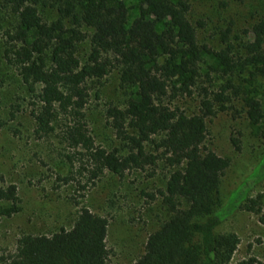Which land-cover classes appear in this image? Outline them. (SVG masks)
Instances as JSON below:
<instances>
[{
  "label": "trees",
  "instance_id": "obj_1",
  "mask_svg": "<svg viewBox=\"0 0 264 264\" xmlns=\"http://www.w3.org/2000/svg\"><path fill=\"white\" fill-rule=\"evenodd\" d=\"M220 4L226 7L228 1ZM133 8L131 18L127 0H0V9L15 19L4 32L2 58L17 71L29 96L34 138L49 137L63 115L68 122L61 139L85 151L91 179L105 171L121 176L152 169L158 160L174 168L160 192L170 216L147 236L143 254L131 264H227L238 238L219 235L217 228L239 207L264 225V195L240 199L235 193L221 206V177L230 162L204 147L205 121L226 109V93L234 90L251 134L264 137L258 99L264 96V13L244 31L252 44L230 37L228 28L220 31L215 48L199 42L190 0H136ZM44 9H52L55 18L44 19ZM84 41L89 50L81 62L78 45ZM113 70L127 98L123 108L110 107L106 114L127 149L123 154L94 146L82 113L89 98L87 82H99ZM214 75L228 78L217 92L200 85L203 77L211 82ZM235 75L237 85L231 82ZM195 90L197 112L168 105ZM146 143L153 145V153L146 151ZM263 178L264 155L244 185L252 187ZM19 200L14 184L0 185V218L10 217ZM107 226L105 217L81 207L69 228L20 236L15 252L0 255V264H111ZM254 263L262 264L248 261Z\"/></svg>",
  "mask_w": 264,
  "mask_h": 264
},
{
  "label": "rangeland",
  "instance_id": "obj_2",
  "mask_svg": "<svg viewBox=\"0 0 264 264\" xmlns=\"http://www.w3.org/2000/svg\"><path fill=\"white\" fill-rule=\"evenodd\" d=\"M190 1V19L197 27L200 43L218 48L220 31L228 28L232 29L230 37L237 36L242 43H253L244 31L263 15L264 0H247L243 4L231 0ZM222 1H228V6L222 7ZM135 4L136 0H127L131 18ZM41 13L46 20L55 18L52 9ZM14 23V17L0 9V185L14 184L20 199L10 217L0 218V255L13 254L23 234L48 235L60 227L69 228L79 208L86 207L108 220L105 241L109 262L131 264L143 254L147 236L170 216L160 192L164 191L174 168L158 160L152 169H132L121 176L105 171L91 179L92 163L85 151L70 148L61 139L60 130L68 122L63 115L49 137L35 139L33 121L29 117V96L17 71L2 58L4 32ZM88 50L87 41L78 45L77 56L81 62L86 60ZM227 80L214 75L211 82H207L203 77L200 85L217 92ZM231 82L237 85L240 80L235 75ZM256 83L263 89L259 80ZM87 88L89 98L82 113L94 146L106 150L118 148L120 153H125L127 149L111 128L106 114L110 107L123 108L127 98V90L119 85L117 71L113 70L99 82L88 81ZM232 91L226 93L230 97L224 104L226 109L217 110L205 121L204 147L230 162L219 187L222 207L235 193L240 199L244 195H264V178L252 187L244 185L262 160L264 137L251 134L241 96L235 97ZM258 99L264 115V96ZM199 100L198 90H195L191 97H177L168 105L189 114L197 112ZM261 124L264 132V118ZM233 140L239 149L233 145ZM145 148L147 152H154L151 143H146ZM262 205L264 208V202ZM217 233H232L238 238L236 250L227 264H248L250 259L264 264V225L256 215L239 207L223 220Z\"/></svg>",
  "mask_w": 264,
  "mask_h": 264
}]
</instances>
